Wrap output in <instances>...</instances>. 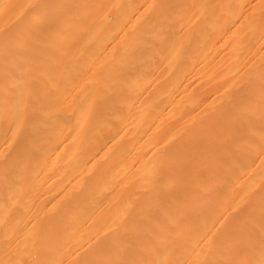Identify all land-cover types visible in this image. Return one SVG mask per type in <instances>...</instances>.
Here are the masks:
<instances>
[{
  "label": "bare ground",
  "instance_id": "6f19581e",
  "mask_svg": "<svg viewBox=\"0 0 264 264\" xmlns=\"http://www.w3.org/2000/svg\"><path fill=\"white\" fill-rule=\"evenodd\" d=\"M114 5L0 0V264H264V0Z\"/></svg>",
  "mask_w": 264,
  "mask_h": 264
},
{
  "label": "rangeland",
  "instance_id": "374dc122",
  "mask_svg": "<svg viewBox=\"0 0 264 264\" xmlns=\"http://www.w3.org/2000/svg\"><path fill=\"white\" fill-rule=\"evenodd\" d=\"M60 1V0H59ZM59 5V4H58ZM57 5V6H58ZM104 6H105V10L107 9V11L113 15L115 13V5H114V0H104ZM46 7H49V1L46 2ZM102 10V11H101ZM96 11V10H95ZM146 11L145 12H142L140 11L139 14H143L142 17L146 16ZM40 14V13H38ZM102 14L104 15V10L103 9H100L97 11V16L100 19H102ZM43 18H48V13H45L44 15H42ZM39 17H36L35 18V25H37V27H40V25H43L45 24V22L43 21H39ZM82 31V28L80 27H76L73 29L72 32L74 33H77L80 35V32ZM49 38H39L37 37L36 35L33 36V40L35 41V45H34V48L36 51H41L42 49L41 48H46L48 47V40ZM49 49V48H48ZM50 54V51L47 52ZM85 55V54H84ZM78 56V55H77ZM101 59V58H100ZM155 59L157 60V62L161 63V68H166L167 66V60L163 57H159V56H155ZM84 61V62H83ZM101 63L99 62V59H97L96 56H94L93 58L92 57H88L87 60H79L76 64V68L72 69L69 71V74L72 75V74H77L79 73L80 71L83 72V71H87V70H90L91 69H94V68H99L98 66L100 65ZM49 63L48 62H42L41 59H34L32 61V69L35 73H39L40 71H43V70H46L48 69L49 67ZM81 67V68H80ZM80 68V69H79ZM79 69V70H78ZM167 70V69H166Z\"/></svg>",
  "mask_w": 264,
  "mask_h": 264
}]
</instances>
